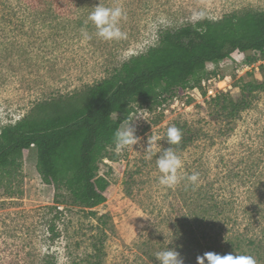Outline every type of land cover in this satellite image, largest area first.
Wrapping results in <instances>:
<instances>
[{
	"label": "rangeland",
	"instance_id": "rangeland-1",
	"mask_svg": "<svg viewBox=\"0 0 264 264\" xmlns=\"http://www.w3.org/2000/svg\"><path fill=\"white\" fill-rule=\"evenodd\" d=\"M60 2L51 10L43 6L32 9L12 0L0 5V129L25 116L37 101L73 93L109 76L124 61L155 45L159 27H177L194 20V13L215 18L237 9L264 10V0ZM98 4L122 7L126 19L120 27L126 38L105 41L96 35L89 16ZM255 58H259L257 52L235 53L219 63H208L199 91L188 88L160 103L133 102L120 129L142 116L133 122L139 140L133 149L120 153L115 146L107 149L100 165V172L110 179L106 201L91 210L83 209L69 204L65 189H58V201H62L59 208L65 209L56 221L59 235L53 243L46 240V227L53 215L47 207L55 205V190L44 184L36 171L35 149L25 150L16 181L17 192L9 197L0 189V217H5L9 224L6 233L16 234L12 238L6 236L11 243V248H7L9 255L26 264H40L41 255L49 247L55 264H87L92 260V243L100 238L104 250L101 264H133V242L139 232L153 216L162 217L168 212L170 189L158 183L157 159L159 152L170 148L166 134L171 126L196 137L186 151L174 150L183 162L180 174L185 171L187 160L204 152L210 157L215 155L211 172L219 179L215 184L220 192L225 171L222 157L229 159L233 176L229 192L224 193L228 198L234 197L243 223L257 229L255 220L259 219L245 209H252L253 205L264 207V64L251 72L252 79L262 83L263 88L253 92L251 106L231 122L226 118L211 121L213 96L205 95L202 86L210 75L230 76L231 88L217 94L237 96L239 85L247 80L241 79L243 74L238 69ZM211 137L216 144L210 145ZM180 183L188 181L183 179Z\"/></svg>",
	"mask_w": 264,
	"mask_h": 264
},
{
	"label": "trees",
	"instance_id": "trees-1",
	"mask_svg": "<svg viewBox=\"0 0 264 264\" xmlns=\"http://www.w3.org/2000/svg\"><path fill=\"white\" fill-rule=\"evenodd\" d=\"M12 1L32 9L48 7L45 10L61 3ZM7 2L0 0V5ZM156 32L155 45L124 61L109 76L73 93L37 101L25 116L0 129V189L9 197L17 192L23 153L31 147L36 152V171L42 182L54 187L55 205L47 207L53 213L46 227V240L51 243L59 235L56 221L65 209L59 208L62 201H58V189H65L69 204L83 209L91 210L106 201L110 179L100 172V165L107 149L114 146V133L131 112L133 102H166L188 88L201 89L206 65L224 61L235 53L257 52L259 58L249 62L264 60V10L237 9L215 18L187 20L177 27H159ZM251 72L241 76L247 80L239 85L237 96L216 93L211 98V121L226 118L231 122L251 106L253 92L263 88L262 83L252 79ZM181 133L180 142L170 144V148L182 153L196 137L189 131ZM208 141L216 144L214 137ZM214 157L204 152L187 160L182 175L188 184L170 188L166 215L153 216L139 232L133 242V264H159L156 254L167 247L179 251L185 264H196V257L206 252L251 256L256 264H264V207L253 205L252 209H245L259 219L255 220L257 229L244 224L240 210L234 206V197L226 195L233 176V169L228 167L230 161L222 157L224 185L219 192L215 184L219 179L211 172ZM193 174H198L195 182L187 179ZM8 228L5 217H0V264H26L9 255L7 248H11V243L6 236L12 238L16 234L6 233ZM92 249V260L87 264H101L102 239H95ZM54 261L48 247L40 264H55Z\"/></svg>",
	"mask_w": 264,
	"mask_h": 264
},
{
	"label": "clouds",
	"instance_id": "clouds-1",
	"mask_svg": "<svg viewBox=\"0 0 264 264\" xmlns=\"http://www.w3.org/2000/svg\"><path fill=\"white\" fill-rule=\"evenodd\" d=\"M203 18L202 13H194L193 19L199 20ZM126 19V14L122 7H104L97 5L95 10L90 14L89 20L96 28V35L105 41H119L126 38V34L121 30V21ZM85 38L90 37L84 33ZM142 116H137L134 120L128 122L125 128L118 129L114 133L113 143L115 151L120 153L127 148H132L138 143L139 138L136 136L134 121ZM167 143L178 144L182 138L181 130L175 126L167 129ZM155 139L153 143H155ZM183 167L181 158L171 148L163 149L158 154L157 168L159 172L158 183L170 189L177 186L184 176L180 174V169ZM198 174H193L187 177L188 180L195 182ZM171 243V242H170ZM156 260L159 264H185L184 258L180 252L174 248L167 247L156 254ZM196 264H256V261L251 256H234L233 254L220 255L214 252H206L203 256L196 257Z\"/></svg>",
	"mask_w": 264,
	"mask_h": 264
},
{
	"label": "built area",
	"instance_id": "built-area-1",
	"mask_svg": "<svg viewBox=\"0 0 264 264\" xmlns=\"http://www.w3.org/2000/svg\"><path fill=\"white\" fill-rule=\"evenodd\" d=\"M261 64H264V60L259 59L257 61L244 63L243 65H241V67H239L238 72H240L242 75L248 71H257ZM229 79L230 76H224L221 78L219 74H215L214 76L210 75L207 80H203L202 82L203 92L207 96H214L217 92L221 91L227 92L229 90V87L231 86L228 83ZM210 84H212L213 87L210 86ZM198 89L199 88L195 87L193 88V91H199Z\"/></svg>",
	"mask_w": 264,
	"mask_h": 264
}]
</instances>
